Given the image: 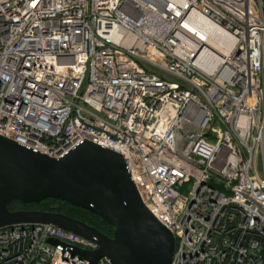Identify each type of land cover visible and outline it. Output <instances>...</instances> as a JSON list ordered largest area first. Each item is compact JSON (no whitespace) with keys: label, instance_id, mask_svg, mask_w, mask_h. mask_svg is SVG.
I'll return each instance as SVG.
<instances>
[{"label":"built area","instance_id":"obj_1","mask_svg":"<svg viewBox=\"0 0 264 264\" xmlns=\"http://www.w3.org/2000/svg\"><path fill=\"white\" fill-rule=\"evenodd\" d=\"M0 136L55 159L120 153L176 237L172 264H264V0H0ZM75 248L98 244L0 229V264H88Z\"/></svg>","mask_w":264,"mask_h":264},{"label":"water","instance_id":"obj_2","mask_svg":"<svg viewBox=\"0 0 264 264\" xmlns=\"http://www.w3.org/2000/svg\"><path fill=\"white\" fill-rule=\"evenodd\" d=\"M46 199L93 213L114 228L113 235L57 211L9 207L13 201L27 206ZM39 223L97 243L96 250H74L88 264L103 257L113 264H172L176 250L175 235L144 205L120 153L85 142L55 159L0 136V229Z\"/></svg>","mask_w":264,"mask_h":264},{"label":"trees","instance_id":"obj_3","mask_svg":"<svg viewBox=\"0 0 264 264\" xmlns=\"http://www.w3.org/2000/svg\"><path fill=\"white\" fill-rule=\"evenodd\" d=\"M10 210H41V211H58L70 215L73 218L81 220L90 226L96 228L103 234L107 236H112L114 228L100 219L98 216L93 213L76 208L68 203L55 200V199H46L39 204H29L27 206H22L19 202L13 201L10 204ZM57 207V208H56Z\"/></svg>","mask_w":264,"mask_h":264},{"label":"bare ground","instance_id":"obj_4","mask_svg":"<svg viewBox=\"0 0 264 264\" xmlns=\"http://www.w3.org/2000/svg\"><path fill=\"white\" fill-rule=\"evenodd\" d=\"M191 29L195 30L201 37L208 41L209 45L220 53H228L232 47V39L222 31L216 29L204 18L198 17Z\"/></svg>","mask_w":264,"mask_h":264},{"label":"rangeland","instance_id":"obj_5","mask_svg":"<svg viewBox=\"0 0 264 264\" xmlns=\"http://www.w3.org/2000/svg\"><path fill=\"white\" fill-rule=\"evenodd\" d=\"M189 189H190V186L189 185H186L185 188L182 190V193H184V194L187 193L189 191ZM52 240L53 239H49L48 242L49 243H52Z\"/></svg>","mask_w":264,"mask_h":264},{"label":"flooded vegetation","instance_id":"obj_6","mask_svg":"<svg viewBox=\"0 0 264 264\" xmlns=\"http://www.w3.org/2000/svg\"><path fill=\"white\" fill-rule=\"evenodd\" d=\"M57 208V207H56ZM58 212V211H57ZM60 213H62V212H60ZM63 214H65V213H63ZM67 215V214H66ZM70 216V215H69Z\"/></svg>","mask_w":264,"mask_h":264}]
</instances>
